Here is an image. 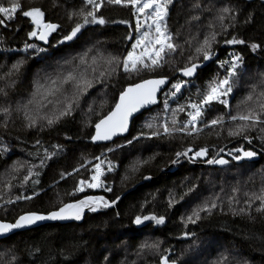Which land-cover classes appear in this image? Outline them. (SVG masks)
I'll use <instances>...</instances> for the list:
<instances>
[{"label": "trees", "instance_id": "obj_1", "mask_svg": "<svg viewBox=\"0 0 264 264\" xmlns=\"http://www.w3.org/2000/svg\"><path fill=\"white\" fill-rule=\"evenodd\" d=\"M2 2L7 3V0ZM19 2L21 8L15 19L6 22L7 27L0 26V75L17 60L24 61L21 71L10 78L15 84L7 88L9 96H0V108L10 107L13 110L8 118L0 115V173L5 170L6 174L8 170L12 174L9 179H0V220L13 222L24 213H47L61 206V203L75 202L89 195L114 200L136 186L144 176L153 179L124 194L115 207L88 212L81 224L45 225L0 240V258H3L0 264H3V260L12 259L13 254L18 258V264H106L104 256H108L111 264H159L161 255L175 260L177 264H217L225 257L227 264H264V214L255 211L259 206L258 201H253L251 209L246 204L249 197L264 189V127L257 125L246 133L251 143L242 136H228L229 128H235L239 123L231 121L230 114L244 112L250 107L258 108L259 103L264 102L258 99V94L264 90V85H261V75L264 74V0H173L169 5L168 26L176 43L183 49V55L179 52L174 54L163 69L155 73L141 72L129 78L120 69L106 83L93 81V87L80 97L79 106H74L71 116L43 130L39 127L26 128L23 112L17 113L16 106L24 105L25 99L27 104L39 85L51 87L53 79L59 85L60 78L68 72L80 76L87 69L89 79L98 75L107 67L106 61L110 56L123 57L127 54L134 41H129L127 37L132 35L134 38L136 22L130 6L111 5L104 0L97 15H102L108 21L105 25H86L78 39L57 44V40L70 31L76 22L75 17L69 20L68 13L78 11L83 0ZM195 2L201 4L202 10L192 8ZM222 6L232 8L236 18L224 21L227 32L217 37L219 43L214 45L216 56L211 64L199 71L177 97L168 100L167 111L162 109L163 96L158 106L132 122L127 138L109 145H93L91 136L95 122L113 108L123 88L139 82L141 78L166 76L170 83L178 79L174 77L177 71L173 69L183 67L187 56L194 54L197 42L202 41L210 31L208 25L214 22L216 9ZM33 7H40L44 11L47 22L61 26L52 33L50 44L43 48V52L21 51L26 43L36 44L35 38L29 40L27 37L33 26L29 18L22 15L23 11ZM192 15H198L200 19L191 20ZM121 20L127 23H118ZM215 30L220 32L218 23ZM233 36L243 39L245 44H224L225 39ZM189 40L191 47L186 43ZM251 43L262 47L253 52L248 47ZM233 53L243 56L244 65L233 93L228 97L229 107L214 104L204 117V123H207L217 116H223L222 126L205 127L201 123L198 124L201 130L191 135L177 132L171 137H141L132 144L127 143L142 131H149L144 128L146 122L159 125L165 119L170 121L172 110L178 105L186 106L189 99L198 101L197 90H203L217 74H225L218 62L228 59ZM81 57H85L86 63L81 64ZM92 68L96 69L95 73ZM3 87H6V82L0 80V88ZM63 89H67L64 95L70 97L72 87L64 85ZM249 94L253 95V100L246 101ZM64 95L58 93L57 97L49 99L62 101ZM36 99L39 100L40 96L37 95ZM90 105L92 111H89ZM29 107L34 109L35 105ZM51 109L52 105H48L40 111L42 115H50ZM5 119L7 127L4 126ZM186 119L185 113H177V126ZM38 140L40 143H37ZM250 145L263 153H257L253 162L244 160L236 163L232 155L238 153L233 150H251ZM224 146L228 147L220 152L219 157L228 160L226 165L206 168L181 159L169 171L162 173L176 158L177 151L183 152L189 147L196 151L205 147L208 149L207 159H211ZM109 148L112 151H108ZM46 151L57 154L51 160H45L41 167V159ZM191 155L193 153H189ZM101 156L113 165V171H107L103 178V189L68 195L80 179H88L93 174V160ZM145 160L148 163L138 165L137 162ZM195 162L200 161L197 159ZM14 163L23 164L24 167L14 172ZM82 164L84 167H80ZM33 165V171H39L40 175L31 179L39 183L33 185L30 180L22 185L23 176ZM133 166H137L138 170L133 171ZM77 168L79 171L73 172ZM62 172L73 174L61 179ZM9 184L12 186L10 189L7 187ZM193 186V191L189 192ZM104 187H111L112 191L107 192ZM33 188L39 195L32 200L7 203L9 199L15 200L17 195H31ZM170 198L174 199L171 207L168 203ZM211 201L217 203V208L210 214L201 212L202 218L195 224L182 223L194 209ZM240 209L245 211L239 212ZM150 214L163 215L165 224L155 225L146 221L137 226L132 223L136 215ZM185 233L188 235L185 236ZM157 241L160 242L159 253L140 248L144 242Z\"/></svg>", "mask_w": 264, "mask_h": 264}, {"label": "snow or ice", "instance_id": "obj_2", "mask_svg": "<svg viewBox=\"0 0 264 264\" xmlns=\"http://www.w3.org/2000/svg\"><path fill=\"white\" fill-rule=\"evenodd\" d=\"M104 0H83V5L78 11H72L68 13L69 20L76 18L74 26L71 27L70 31L65 32V34L57 40V44H64L66 42H72L78 39V34L86 25H105L108 21L102 16L97 15L100 12ZM108 4L120 5L123 7H131L133 10V15L136 17V24L134 28L135 36L129 35L127 39L134 42L131 43L130 50L123 57L120 56H110L107 61V67L99 71L98 75L93 76L89 79L86 75L87 69L77 76L73 72H68L66 76L60 78L59 85H57V80H51V87H44L39 85L35 88L32 94V98L28 100L27 104L17 105L15 111L17 113L23 112V119L26 122L25 127L29 129L39 127L43 130L45 127L51 128L57 123H59L65 117L71 116L74 111V106H79V99L84 95L87 90L93 87V81L97 83H106L107 79H110L112 74L116 73L117 70L122 69L123 73L131 78L133 75H139L141 72H157L163 69L166 63L169 62L171 57L178 52L183 55V49L176 43L173 34L169 30L168 26V16H169V5L173 3V0H107ZM90 6V7H89ZM21 8L19 0H7V3L0 0V26L7 27L6 22H10L15 19L17 11ZM194 10H202L201 4L195 2L192 5ZM229 13L233 15L229 16ZM24 17L29 18L31 25L33 26L31 30L27 33L29 40L35 38L37 40L43 41L45 44L49 43V36L52 33L57 32L61 26L57 23L47 22L45 20V13L40 7H33L29 10L22 12ZM143 17V19H141ZM234 10L230 7L222 6L216 9V14L214 17V22H210L208 28L210 29L207 34L204 35L202 41L197 42L194 54L187 56V62L183 67L174 68V71L180 73V78L176 79L168 92L165 94L166 97H177V94L181 93L182 89L189 83L188 78H192L197 74L198 69L201 67L200 58L204 62H207L213 58L215 55L214 45L219 43L217 37L222 33L227 32V26L224 21L226 19L235 20ZM198 15H192L191 20H199ZM249 22V21H246ZM118 23L126 24L127 21H118ZM216 23L219 24L220 32L215 30ZM224 44L226 45H244L245 41L233 36L230 39H225ZM189 47H191V41H186ZM56 45H53L55 47ZM33 44H25L24 51L34 48ZM248 47L253 51H257L262 46L257 43H251ZM37 51L43 52L45 49L38 48ZM23 60H17L12 63L10 68L3 75H0V80H5L6 87L0 88V96L7 98L9 92L8 87H12L15 84L14 80L10 78L18 74L23 66ZM86 63L85 57H81V64ZM95 63V60H93ZM219 67L224 69L225 74L220 76L217 74L212 79H210L203 90L198 89L197 95L199 97L198 101L189 99L187 105H178L176 109L172 110V118L169 121H165L159 125H155L152 122H146L144 128L148 129V132H141L139 135L134 136L131 140H128V144H132L134 140H139L141 137L146 139L160 138L161 135L166 137H171L177 132H183L185 135H191L192 133L198 132L201 129L198 128V124L204 123V117L207 110L211 109L214 104L223 105L224 108L229 107L228 97L233 93L234 86L237 83L238 77L240 75V70L244 65V58L239 53L231 54L230 59H225L219 61ZM92 72L95 73L96 69L92 68ZM168 78L166 76H160L159 78L145 79L141 78L139 82H133L127 87L123 88L119 92V98L114 104V107L103 115L94 124L95 133L91 136L92 142L97 141H111L113 137L120 136L126 133L129 129V118L133 113L139 112L140 109L145 108L149 105H154L157 103V93L161 90L162 86L168 84ZM64 85H70L73 89L71 96L64 95L67 89H63ZM261 85H264V74L261 75ZM43 88V91H41ZM63 89V91H62ZM253 93L256 92L255 87H253ZM64 95V99L61 101L57 99H49V97H57V94ZM37 95L40 99L37 100ZM258 99L264 100V90L258 94ZM47 103H44V101ZM253 100V95L249 94L246 97V101ZM29 105H35L34 109H30ZM48 105H52L51 114H41V109L47 108ZM168 100L164 101V109L168 110ZM239 107V106H238ZM12 109L10 107L0 108V115L5 118L11 116ZM89 111H92L91 105L89 106ZM185 113L187 119L177 126L176 115L177 113ZM230 120L233 122L239 121L235 128H229L228 136L237 137L242 136L244 139L251 143L250 137L246 134L251 130L255 129L257 125L264 127V102L259 103L257 107H250L244 112H238L235 115L230 114ZM41 122V123H38ZM224 123L223 116H217L204 123L205 127L212 126H222ZM171 125V126H170ZM5 127H7V119H5ZM37 143H40L38 140ZM54 148H59L58 145H53ZM7 151V148L4 149ZM108 151H112L111 148ZM223 151V149H221ZM238 155H232V159L236 161H241L244 159L251 160L257 153L253 150H245L244 148H235L233 150ZM189 153L193 155L189 156ZM57 153L44 154V158L41 159V167L44 166L45 160H51ZM183 156L189 159L190 162H194L197 159L204 160L205 163L209 165H226L228 160L223 158L213 157L211 159H205L208 156V149L201 147L199 150L193 151L191 147L187 150L175 153V159L171 161L172 164H176L179 158ZM99 161L100 157H96ZM139 164H146L148 161H139ZM103 161L95 164L94 172L88 179H80L77 182L76 187L68 195H75L78 192H83L85 187L90 189H96L104 186L105 182L102 180L104 175V170L101 165ZM24 165L20 163H14L12 166V171H18L23 168ZM33 166H29L27 169V174L23 176L21 184H27L30 180L33 185L39 183L36 179H31L32 177H38L40 175L39 171H33ZM80 167H84L82 164ZM133 171H137L138 167L133 166ZM79 168L74 169L73 172H78ZM107 171H113V165L111 161H108ZM73 173L60 174L61 179L66 178V176L72 175ZM126 178V177H125ZM143 179L149 180L151 177L144 176ZM7 187L10 189L12 186L9 184ZM193 187L189 188V192L193 191ZM104 190L111 192V187H104ZM39 192L33 188L31 195L20 194L15 197V200L9 199L7 203H15L18 200H32L35 196H38ZM186 195V194H185ZM247 195V194H246ZM120 197L117 196L114 200H107L103 196H86L83 199L77 200L72 203H61V206L55 210L48 211L47 213H37L28 212L20 215L14 223H3L0 222V234L9 233L15 229H23L25 227H30L37 224L40 221H64V220H75L80 221L84 214L85 209L88 212H98L101 209H107L115 207ZM183 199V197H181ZM253 201H258L259 206L256 207L255 211L257 213L264 214V189L261 190L259 194H253L246 200L248 209L252 208ZM169 207L174 203V199H169ZM232 200H229L231 205ZM217 208V203L215 201L205 202L198 208L194 209L190 215L182 220L185 224H195L197 220L202 217L201 212L211 213L213 209ZM245 209H240L239 212H244ZM236 214V213H234ZM146 221H151L155 225H163L166 222V218L163 215L157 216L155 214L150 215H136L132 220L134 225H143ZM188 234L185 233V236ZM141 250L148 249L159 253L160 242L148 243L144 242L140 245ZM167 251V249H165ZM3 258H0L2 260ZM104 261L106 264H111L108 256H104ZM3 264H18V258L13 254L12 259L3 260ZM159 264H177L175 260H170L169 257L161 255ZM217 264H227V257L218 261Z\"/></svg>", "mask_w": 264, "mask_h": 264}, {"label": "water", "instance_id": "obj_3", "mask_svg": "<svg viewBox=\"0 0 264 264\" xmlns=\"http://www.w3.org/2000/svg\"><path fill=\"white\" fill-rule=\"evenodd\" d=\"M78 35H79V34H78ZM48 39H49V43H50L51 36H49ZM36 40H37V39H36ZM37 43H38L39 45L43 46V47H47V46L49 45V43H48V44H45L43 41H40V40H37ZM67 43H69V42H67ZM215 56H216V55H214L213 58H212L211 60L207 61V62H204V61L202 60V61H201V67L198 69L197 74H196L194 77H192V78H188L189 82H190V81H193V80L197 77L199 71H201V70H203L205 67L209 66V65L211 64V62L213 61V59L215 58ZM174 77H178V78H180V73H179V72H176V73L174 74ZM154 78H159V77H154ZM149 79H153V78H149ZM168 81H169V83L166 84L165 86H162L161 90L157 93V103H156V104H154V105H149V106H147V107H145V108L140 109L139 112L133 113V115L129 118V129H128V131H127L126 133H124V134H122V135H120V136H117V137H113V140H111V141H97V142H92V140H91V143H92L93 145H108V144L113 143V142L116 141L117 139H122V138H124L126 135H128V134H129L130 127H131V124H132V122H133L134 119H136L138 116H140V115L143 114L144 112L149 111V110L152 109L153 107H156V106L159 105V103H160V101H159V97H160L161 93H162V92L168 87V85L170 84V79H169V78H168ZM126 87H127V86H126ZM118 98H119V96L117 97V100H118ZM117 100H116V102H117ZM113 107H114V106H113ZM94 133H95V129H94V127H93V134H94ZM245 142L248 143L247 141H245ZM227 147H228V146H224V147H222L221 149L225 150ZM250 147H252L251 150L255 151L256 153H259V154H262V153H263V152H261L260 150L253 148L254 146H252V145H250ZM221 149L219 150V152H218L214 157H216V158H222V157H219L220 152H221ZM238 154H239V153H238ZM263 154H264V153H263ZM182 158H183V159H186V160L189 161L188 158L183 157V156H181V157L179 158V160H181ZM206 158H207V157H206ZM206 158H205V159H206ZM255 158H256V156H255L254 158H252L251 160H249V159H244V160H246V161H250V162H253V161L255 160ZM244 160L236 161V163L240 164V163H242ZM199 161H200V162H195V161H194V162H190V163H191V165H196V166H205V167H210V166H212V165H209V164L205 163L204 160H202V159H199ZM173 165H174V164L171 163L167 168H165V169L162 171V173H165V172L169 171V170L173 167ZM215 166H216V167H221L222 165H215ZM152 179H153V178H151V179H149V180H145V179H143V180H142L141 182H139L136 186H138V185H142L143 183H146V182L149 183V182L152 181ZM136 186H134V187H132L131 189H129L126 193H129L130 191L134 190V189L136 188ZM126 193H124V194H126ZM124 194H122V195L120 196V198H121ZM82 199H83V198H82ZM107 209H110V208H107ZM87 213H88V211H87V209H85V214H84L83 218H82L80 221H75V220H64V221H48V220H46V221H40V222H37V224L32 225V226H30V227H25V228H23V229H15V230H12V231L9 232V233L0 234V240L5 239V238H8V237H10V236H12V235H14V234H17V233H21V232L29 231L30 229L37 228V227H39V226H45V225H51V224L65 225V224H68V223H78V224H81V223L83 222V220H84V218H85V216H86ZM24 214H25V213H24ZM0 222H3V223H10V222H5V221H0ZM14 222H15V221H14Z\"/></svg>", "mask_w": 264, "mask_h": 264}, {"label": "rangeland", "instance_id": "obj_4", "mask_svg": "<svg viewBox=\"0 0 264 264\" xmlns=\"http://www.w3.org/2000/svg\"><path fill=\"white\" fill-rule=\"evenodd\" d=\"M135 17V16H134ZM141 19H143V17H141ZM135 22H136V17H135ZM35 41H36V44H34V43H30V44H33V45H35V47L34 48H32V49H28V50H31V51H37V49L38 48H45V47H43V46H41V45H39L38 43H37V40L35 39ZM134 42V41H133ZM131 48V47H130ZM130 50V49H129ZM21 51H24V50H21ZM231 58V55H229L228 56V59H230ZM170 86H171V83L169 84V86L163 91V93L161 94V96H160V102H161V98L163 97V102H162V109L165 111V109H164V101H165V99H167V100H172V99H174V98H172V97H166V93L168 92V90H169V88H170ZM178 95V94H177ZM24 104H26V99H25V103ZM31 108H33V107H31ZM104 155H106V153L104 154ZM94 161V165L95 164H97V163H100L101 161H103V164L101 165V167H102V169L104 170V175L102 176V180H103V178H104V176H105V174H106V172H107V167H108V159L106 158V157H100V160L98 161L97 159L96 160H93ZM4 172H5V170L4 171H2L1 173H0V179L1 178H3V179H9L10 177H11V175L12 174H9L8 173V170L6 171V174H4ZM93 172H94V167H93ZM103 189V186L102 187H100V188H96V189H90V188H87V187H85V190L83 191V192H86V191H88V190H90V191H100V190H102Z\"/></svg>", "mask_w": 264, "mask_h": 264}, {"label": "bare ground", "instance_id": "obj_5", "mask_svg": "<svg viewBox=\"0 0 264 264\" xmlns=\"http://www.w3.org/2000/svg\"><path fill=\"white\" fill-rule=\"evenodd\" d=\"M51 36H52V35H51ZM49 44H50V43H49ZM48 46H49V45H48ZM48 46H47V47H48ZM45 48H46V47H45ZM151 78H154V77H151ZM147 79H149V78H147ZM162 93H163V92H162ZM162 93H161V94H162ZM160 96H161V95H160ZM116 100H117V99H116ZM159 101H160V97H159ZM115 103H116V102H115ZM153 108H154V107H153ZM150 110H151V109H150ZM146 112H147V111H146ZM141 115H142V114H141ZM138 117H139V116H138ZM134 120H135V119H134ZM134 120H133V121H134ZM93 127H94V126H93ZM129 132H130V130H129ZM92 135H93V133H92ZM128 135H129V134H128ZM128 135H126V136H125L124 138H122V139L127 138ZM117 140H119V139H117ZM120 140H121V139H120ZM114 142H115V141H114ZM114 142H113V143H114ZM111 144H112V143H111ZM108 145H109V144H108ZM182 159H183V158H182ZM206 159H207V158H206ZM184 160H185V161H188V160H186V159H184ZM198 160H199V159H198ZM179 161H180V160H179ZM235 161H236V160H235ZM170 164H171V163H170ZM173 166H174V165H173ZM212 166H215V165H212ZM222 166H223V165H222ZM203 167H205V166H203ZM210 167H211V166H210ZM215 167H216V166H215ZM206 168H209V167H206ZM217 168H219V167H217ZM146 183H148V182H146ZM131 188H132V187H131ZM131 188H130V189H131ZM128 190H129V189H128ZM128 190H127V191H128ZM127 191H126V192H127ZM126 192H125V193H126ZM123 194H124V193H123ZM119 197H120V196H119ZM71 203H72V202H71ZM18 217H19V216H18ZM18 217H17V218H18ZM17 218H16V219H17ZM16 219H15V220H16ZM15 220H14V221H15ZM0 221H1V220H0ZM14 221H13V222H10V223H14ZM5 222H8V221H5ZM68 224H70V223H68ZM75 224H78V223H75ZM59 225H60V224H59ZM39 227H41V226H39ZM37 228H38V227H37ZM33 229H35V228H33ZM5 239H6V238H5ZM2 240H3V239H2Z\"/></svg>", "mask_w": 264, "mask_h": 264}]
</instances>
